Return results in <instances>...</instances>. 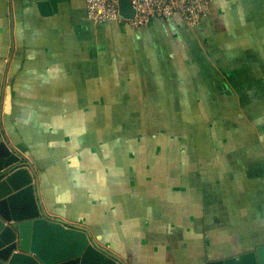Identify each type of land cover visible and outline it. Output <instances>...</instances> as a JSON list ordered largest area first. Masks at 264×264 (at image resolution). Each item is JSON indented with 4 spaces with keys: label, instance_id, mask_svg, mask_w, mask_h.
Segmentation results:
<instances>
[{
    "label": "crops",
    "instance_id": "crops-1",
    "mask_svg": "<svg viewBox=\"0 0 264 264\" xmlns=\"http://www.w3.org/2000/svg\"><path fill=\"white\" fill-rule=\"evenodd\" d=\"M0 133L43 212L123 264L264 245V0L142 29L89 21L86 0H0Z\"/></svg>",
    "mask_w": 264,
    "mask_h": 264
},
{
    "label": "water",
    "instance_id": "water-1",
    "mask_svg": "<svg viewBox=\"0 0 264 264\" xmlns=\"http://www.w3.org/2000/svg\"><path fill=\"white\" fill-rule=\"evenodd\" d=\"M121 2V13H131ZM33 171L0 133V264H123L85 228L54 220L41 207ZM208 264H264V245Z\"/></svg>",
    "mask_w": 264,
    "mask_h": 264
},
{
    "label": "built area",
    "instance_id": "built-area-1",
    "mask_svg": "<svg viewBox=\"0 0 264 264\" xmlns=\"http://www.w3.org/2000/svg\"><path fill=\"white\" fill-rule=\"evenodd\" d=\"M123 0H86V18L96 24L119 23L135 29L150 26L156 19L179 16L190 28L201 24L215 0H126L132 16L121 13Z\"/></svg>",
    "mask_w": 264,
    "mask_h": 264
}]
</instances>
